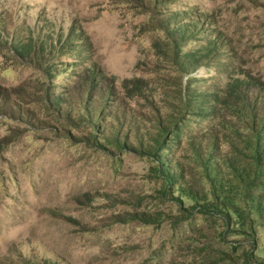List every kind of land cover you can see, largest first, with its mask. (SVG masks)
<instances>
[{"label": "rangeland", "instance_id": "1", "mask_svg": "<svg viewBox=\"0 0 264 264\" xmlns=\"http://www.w3.org/2000/svg\"><path fill=\"white\" fill-rule=\"evenodd\" d=\"M0 264H264V0H0Z\"/></svg>", "mask_w": 264, "mask_h": 264}]
</instances>
